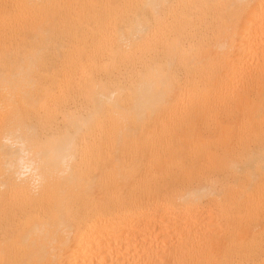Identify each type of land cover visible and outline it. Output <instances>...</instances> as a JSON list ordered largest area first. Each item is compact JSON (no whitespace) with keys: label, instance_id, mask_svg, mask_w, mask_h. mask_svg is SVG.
Instances as JSON below:
<instances>
[{"label":"bare ground","instance_id":"obj_1","mask_svg":"<svg viewBox=\"0 0 264 264\" xmlns=\"http://www.w3.org/2000/svg\"><path fill=\"white\" fill-rule=\"evenodd\" d=\"M0 264H264V0H0Z\"/></svg>","mask_w":264,"mask_h":264}]
</instances>
